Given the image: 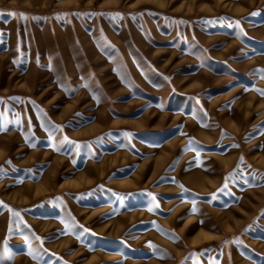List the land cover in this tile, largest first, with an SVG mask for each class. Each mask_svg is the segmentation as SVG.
<instances>
[{"label": "rangeland", "instance_id": "374dc122", "mask_svg": "<svg viewBox=\"0 0 264 264\" xmlns=\"http://www.w3.org/2000/svg\"><path fill=\"white\" fill-rule=\"evenodd\" d=\"M0 257L264 264V0H0Z\"/></svg>", "mask_w": 264, "mask_h": 264}, {"label": "snow or ice", "instance_id": "6c2138e0", "mask_svg": "<svg viewBox=\"0 0 264 264\" xmlns=\"http://www.w3.org/2000/svg\"><path fill=\"white\" fill-rule=\"evenodd\" d=\"M21 15H23V14L21 13ZM2 259H3V258H2V257H0V261H2Z\"/></svg>", "mask_w": 264, "mask_h": 264}]
</instances>
